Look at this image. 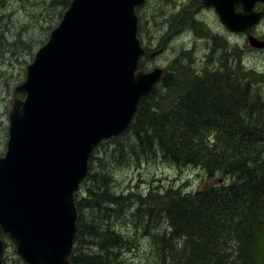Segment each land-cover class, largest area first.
Listing matches in <instances>:
<instances>
[{
  "label": "trees",
  "instance_id": "obj_1",
  "mask_svg": "<svg viewBox=\"0 0 264 264\" xmlns=\"http://www.w3.org/2000/svg\"><path fill=\"white\" fill-rule=\"evenodd\" d=\"M70 1L60 0V18ZM187 18H175L172 25L181 30ZM3 27L0 45L13 52L30 47L31 40L17 30L8 32L13 42H7L3 35L8 29ZM47 36L33 38L32 44L40 45L35 41L45 42ZM189 52L182 50L177 64L166 68L161 81L140 100L128 127L93 149L82 181L86 192L75 194L71 264H124L120 246L129 243L113 227L100 234L87 217L106 220L131 203L128 220L139 210L150 217L142 220L147 227H140L141 233L160 225L153 239L159 264H264V101L250 80L253 74L242 73L239 64L233 70L223 66L195 71L191 62L183 60L190 59ZM151 60L143 56L139 68L146 70ZM103 143L114 145V154L105 159L122 154L124 148L136 149L145 157L159 153L175 166L201 168L209 182L190 192L168 187L163 195L154 189L147 195L119 193L112 188L104 157L96 155ZM87 237L96 240L93 253L83 250Z\"/></svg>",
  "mask_w": 264,
  "mask_h": 264
},
{
  "label": "water",
  "instance_id": "obj_2",
  "mask_svg": "<svg viewBox=\"0 0 264 264\" xmlns=\"http://www.w3.org/2000/svg\"><path fill=\"white\" fill-rule=\"evenodd\" d=\"M144 1L71 0L14 88L7 149L0 156V230L27 264H70L74 195L91 151L127 128L163 72L138 70L145 50L136 8ZM255 1L201 5L212 6L229 31L241 32L263 13L250 12ZM237 2L242 12L234 10ZM248 41L263 47L251 36ZM2 248L0 239V264Z\"/></svg>",
  "mask_w": 264,
  "mask_h": 264
},
{
  "label": "rangeland",
  "instance_id": "obj_3",
  "mask_svg": "<svg viewBox=\"0 0 264 264\" xmlns=\"http://www.w3.org/2000/svg\"><path fill=\"white\" fill-rule=\"evenodd\" d=\"M198 2L199 0H145L138 10V14L142 16L139 26L140 36L144 37L149 51H156L159 47H163V51L152 58L145 69L150 70L156 65L169 69L177 64V57L182 50L190 51L191 61L185 57L183 60L185 64L191 62L195 71L208 72L212 69L217 70V68L222 70L223 66L233 70L239 64L242 73L253 74L250 80L253 81V86L258 89L264 101V66L259 65L263 53L251 49L246 50L245 38L222 30L215 16L212 13V16H209L210 11L201 10L196 15L183 13L187 8L192 11ZM60 4H62L60 0L54 2L53 6L52 0H0V29L3 26L4 30L8 29L3 35L6 41L13 42L9 35L12 30L21 32L23 37L31 40L29 48L22 47L16 52H13L14 49L11 47L0 45V151L5 149L7 111L12 104L13 88L23 81L26 65L43 43V40H36L35 42L40 45H34L32 40L33 38H45L46 33L49 34L51 28L57 24L60 19ZM183 15H188L187 25H184L181 30H176L172 22ZM262 65H264V55ZM113 148L114 145L103 143L96 155L104 157L103 161L107 169L111 171L112 188L119 193L135 194L136 192L147 195L150 189H154L158 195H163L168 191V187L190 192L200 188L203 183L206 185L209 182L201 168L175 166L168 163L159 153L145 157L146 155L142 153L144 155L142 156L139 154L141 152L136 149L130 151L124 148L122 154L115 152L118 156L105 159L107 155L114 154ZM95 157L93 167L97 169L98 164ZM101 173L105 171L102 170ZM84 187L81 183L78 194L84 195L86 192ZM131 205L132 203L122 211L116 212L114 216L109 215L106 220L96 218L95 215L87 218L97 224L100 234L107 227H113L119 235L124 237L122 239L126 244L129 243L126 247H123L122 243L121 249L119 248L124 264H159L155 259L153 239L158 233L155 229L160 225L151 228L152 231L149 230V233H141V228L147 227L143 226L145 224H142V220L150 217H145L139 210L137 212L139 214L134 213L133 217L131 216L128 220V213L133 210ZM114 218L116 219L115 224ZM127 220L130 222L126 223ZM85 239L89 243L83 250L88 253L95 252L98 248L95 244L96 240L89 237ZM133 241L135 244H130ZM4 244L5 264H27L16 253L11 239L7 238ZM109 250L111 253L114 251L113 248Z\"/></svg>",
  "mask_w": 264,
  "mask_h": 264
},
{
  "label": "flooded vegetation",
  "instance_id": "obj_4",
  "mask_svg": "<svg viewBox=\"0 0 264 264\" xmlns=\"http://www.w3.org/2000/svg\"><path fill=\"white\" fill-rule=\"evenodd\" d=\"M199 6L197 5L192 11L191 9H186L183 13H187V14H194L195 15L201 11V10H206V11H210V15L209 16H212V14L215 16L218 24L220 25V27L222 28V30H226L229 34H236L235 32H232V31H228L220 22V19H219V16L216 12H214V8L212 6H204V5H201V0L199 1ZM202 6V7H201ZM234 10L236 12H242L243 8H242V4L240 2H237L235 5H234ZM263 11L262 15L260 16V19H258L257 22H255L253 25H251L250 27L246 28L245 30H243L242 32L238 33L237 35H241L245 38V46H246V50H253V51H256V52H260L261 54L263 53L264 55V2H261V1H255L252 5V8H251V13L255 14L256 12H261ZM212 13V14H211ZM251 36L252 38L258 40V41H261L262 44H263V47H258V46H253L250 44V41H248V37ZM248 54V53H247ZM263 55H262V58H261V62L259 65L261 66H264L262 65V61H263ZM264 73V72H263ZM4 152V150L0 151V155ZM8 238V235L2 231H0V239L3 241V250H4V242L5 240ZM1 261H2V264H5V261H4V257H3V251H2V257H1Z\"/></svg>",
  "mask_w": 264,
  "mask_h": 264
},
{
  "label": "bare ground",
  "instance_id": "obj_5",
  "mask_svg": "<svg viewBox=\"0 0 264 264\" xmlns=\"http://www.w3.org/2000/svg\"><path fill=\"white\" fill-rule=\"evenodd\" d=\"M182 40H183V39H182ZM182 40H181V41H182ZM181 41H180V42H181ZM182 42H183V41H182ZM181 44H182V43H181ZM185 44H186V43H185ZM187 44H188V43H187ZM190 45H191V44H190ZM190 45H188V46H190ZM200 48H201V47H200ZM202 48H203V47H202ZM203 50H204V49H203ZM219 53H220V52H219ZM236 57H237V56H236ZM224 60H225V59H224ZM224 60H223V61H224ZM226 61H227V60H226ZM229 63H230V62H229ZM225 67H226V66H225ZM205 68H206V67H205ZM210 69H211V68H210ZM225 75H226V74H225ZM202 76H203V75H202ZM256 91H257V90H256ZM254 106H255V105H254ZM257 107H258V106H257ZM247 109H248V108H247ZM257 109H258V108H257ZM262 110H263V109H262ZM260 124H261V123H260ZM168 163H169V162H168ZM108 165H109V164H108ZM132 217H133V216H132ZM135 217H136V215H135ZM137 219H138V218H137ZM115 220H116V219H115ZM162 222H163V221H162ZM167 227H168V226H167ZM117 231H118V230H117ZM162 245H163V244H162ZM124 247H125V246H124ZM156 248H157V247H156Z\"/></svg>",
  "mask_w": 264,
  "mask_h": 264
}]
</instances>
